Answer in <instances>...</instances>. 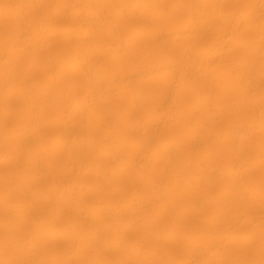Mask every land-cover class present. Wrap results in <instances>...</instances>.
I'll list each match as a JSON object with an SVG mask.
<instances>
[{
    "label": "bare ground",
    "instance_id": "1",
    "mask_svg": "<svg viewBox=\"0 0 264 264\" xmlns=\"http://www.w3.org/2000/svg\"><path fill=\"white\" fill-rule=\"evenodd\" d=\"M5 1L7 2L6 6H4L3 8L0 7V20H4V19L12 16L14 18V22H11V23H13V24L15 23L17 25L16 27H18V28L14 31H12L13 28L10 29L11 31L8 28H7L8 29L7 31L6 30L3 31L2 28L3 27L5 28V25L9 24L10 21L8 23H4L5 25L3 27L1 26L2 28L0 31H2L1 34H3V36H2L3 39H0V61H2L1 59H3L5 56L7 58L8 54H11L13 56L12 60L14 61V63H15V61L21 59V57L25 56L26 54H30L32 52H35V53L37 52V53L41 54L44 51V47H47L46 45H48L49 41L55 35L53 29L51 28L52 26L49 25L50 21L48 22V20H54V19L56 20L58 17L60 18V15H62L61 17H63V14H70V17L72 16L73 17L72 19L74 20V22L72 24H74L75 28H77V29H75L72 25V26L68 27L67 29H65L61 33L62 37L65 38L67 41H69L71 44L70 53L72 54V58L69 60L65 59L67 65H68V68H69V72L71 74L72 73L75 74V72L76 73L80 72L81 76H82V78H80L81 80H79V82L77 84L69 86L70 91H71L72 95L77 96L75 94H76L77 90H79V88L85 89L84 96L75 100L74 102H72V105L71 104L70 105H71V107H73V109H75L78 112H81L86 108H89L92 110V116L90 117L91 119L88 120L89 124H88V127H86L87 128L86 129L82 125H84V123H86L87 119L84 118L82 116V114L76 113L75 115L67 116V115L63 114L62 112L59 113V115H57L58 117H55V118H57L56 119V123H57L56 126L59 129V133H58V135L56 134L57 136H55V138L53 137L54 139H52L53 141L50 142L51 143L50 146H51V153H56V154L59 153L62 156L69 159L70 165L67 167L71 166L72 169L73 168L76 169L77 167L82 168L84 174L91 176V177H94L97 180V188L96 189L99 192V194L101 195V199L98 200L97 203L95 202L94 205L88 207V210L90 211L89 212L90 216H85L84 214H82V212H80L81 211L80 208L79 209L75 208L76 212H78L77 215L79 214L78 215L79 219L76 217L78 220L74 222L73 227L79 226V225H81L83 223H87L89 221V222H91L90 225H92V228L89 232H87V234L85 235L81 244L79 246H75V247H78V249L73 247V246H70V248L66 252L63 253V260H70L76 264H79L83 260V254L82 253H81L82 255L80 254V248L81 247H91V250L93 249V254L92 253H91L92 255L89 254L91 259L97 263L108 264L109 260L106 259L107 257H106L105 253H107L108 248L110 246H112V243L114 242L113 240H116L114 238H116V237L118 238L120 236L123 237L122 234H124V233L126 234L128 232L133 231V229L136 228L137 224L140 223V221L138 222V220H137V218L139 216L136 217L138 211L140 209H142L143 207H146V206L152 207V205H154L153 204L154 202L157 205V202L159 204L160 202L161 203L164 201L166 202L167 200L172 199L174 197L176 198V196L179 195V194L176 195L177 191H179V192L190 191L193 193V197L191 196L192 198H191L190 205L188 203L189 200L186 201L189 205L188 210H192L194 212H196V211L197 212H204L206 209H209V207H211V209L213 208V213H211L212 215H211L210 219H208V220H201L200 219L201 221H199V222H201V223L198 222V224L200 225L201 228L195 227V225H194V226H191L189 228V230L186 234H184V235L178 234L176 236L170 237V239H172L173 241L175 239L177 240L179 237H182L184 239V244H185L184 246H185L186 251H187L185 259L181 260V261H177V262H175V264H229V262L232 260V255H233L230 253L231 244L233 242L237 241V242H240L241 244L249 243V242L251 243L252 240H254V242H256V239H252L253 237L251 236V234H249V232L247 234L236 235L232 232H228V233L223 232V231H221L222 229L217 230L214 227H216V225H218V223L221 220L223 222V218L226 215H228V214L230 215V211H228L227 209L221 208V205H223V204H221L223 202L222 200L225 197L232 195L231 194L232 189L236 186L238 188L237 184L239 183V181L246 178V176H244L245 173L242 174L241 172L238 171V169L240 166L242 167V165H247V164L250 165L248 160L246 159V157L243 154L244 153L243 151L245 150V142L244 141L247 140V138H248L247 134H249V132H252V133H256L257 135L258 134L264 135V115H262L260 113L258 114L256 112L258 109L264 108V105L263 104L261 105L259 103V100H258V97L262 93H264V91H263L264 87L262 90L257 89V87H256V85H257L256 82L264 76V66L261 69H257V67H259L260 65L261 66L264 65L261 63H260V65L258 64V60L264 55V0H245L243 2V7H236V8H232V6H231V8H229V7H227V5L230 2H235V1L238 2L239 0H174L173 3L170 5V7H168V9H165L166 10L165 12H162V10H160V8H161L160 5H162L161 3L164 0H95V1H99V3H98L99 5L96 3V6L95 5L90 6L89 3L88 4L86 3L87 5H89V6H86L85 0H72L73 2H71V4H66L65 2H63L65 0H62V2L58 1L59 4H56L57 2H55L56 6L54 8L52 7L53 9L49 12V14L47 13L48 14V16L46 18L47 20H44V19L41 21L39 20L38 22L33 24L34 29H31V27L26 25L31 30H33V32L30 29H28L30 31H27L25 29L23 30L22 26H23V24H25L26 22L29 21L28 20V18H29V12L28 11H35L36 10V12H37V9L41 8V6L43 4H45V2L43 0H5ZM68 1H70V0H68ZM68 1H67V3H68ZM166 5L167 4H165V6ZM233 6H234V4H233ZM235 6H237V5H235ZM46 10L47 9H45V11ZM181 10H183L185 12V15H183V17L180 20H178V19H176V16H177L176 14ZM107 11H109V14L107 13ZM43 12H44V10H43ZM37 14H38V12H37ZM130 15L132 16V19L135 17L134 15H136V16L143 15L144 17H151L152 19H154L153 30L150 31L145 26L146 24L145 25L142 24V22H141L142 17H141V19L138 17L140 20V21H138L139 25H137L134 30L132 29L133 31L132 30L130 31L131 33L129 34V36L127 38L119 39L120 36H119V38L117 36V34L120 33L118 31V29L121 28L124 24L125 25L127 24L126 18ZM41 16H43V15H41ZM34 17L36 18V16H34ZM69 19H71V18H69ZM11 20H13V19L11 18ZM149 20H151V19H149ZM57 21H58V19H57ZM1 22H3V21H1ZM52 22H54V21H52ZM140 22H141V24H140ZM58 24H59V22L57 23V25ZM101 24H106L108 26L107 35H105V36H107V37L109 36L111 38L110 39L111 41L109 43L108 42L104 43V41L101 42V41L96 40L99 35H97V37L95 38V35L98 32L101 33L99 31V29H100L99 26L102 27ZM70 25H71V23H70ZM125 25H124V27H125ZM164 25H166V27H167L166 32L162 31V29L165 27ZM162 26H164V27L161 28ZM53 27H55V26H53ZM66 27H67V25H66ZM57 28L60 29V26ZM60 31H58V33ZM208 32H214L215 34H213V33H212V35L210 34L211 38L208 36L209 38L207 40H205V42H203V40L201 41V38H203L202 36H204V34H206ZM1 34H0V37H1ZM249 34L253 35L252 39L249 37H246V35L249 36ZM102 36L100 39L105 38V37L102 38ZM144 36H147L150 40H152V42L153 41H156V42L157 41H160V42L165 41V42H167L168 45L171 46L170 47L171 50H172V46L182 47V50L177 54H170L171 51L169 53H163L164 51L161 52L159 50L149 51V49L148 50L145 49V50L141 51L142 49H140L139 52H137V53L134 52L135 53L134 57L138 61H142L145 59H151L152 63L150 65H139L138 64L129 70L127 69V71L120 70V68H117V67L109 68V66H107V64L103 63L104 60L106 61L105 58H108V60L109 59L110 60L111 59L119 60V58L121 57L120 53L122 52V50L126 49L131 44H134V42L138 41L142 37L144 38ZM54 39H55V37H54ZM200 41L203 42V44L199 45ZM156 44L157 43H155V45ZM64 45H66V44H64ZM158 45H163V43L162 44L158 43ZM239 49H241V50L244 49L243 54L237 55V53H239V52L242 53V51H239ZM45 52H47V51H45ZM57 53H56V55H57ZM134 53H132V54H134ZM52 54H54V51L52 52ZM42 55L44 56V54H42ZM57 56H59V55H57ZM8 57L9 58H7V59H10V56H8ZM29 57H31V54L29 55ZM39 57H40V55H39ZM32 58L36 59L37 56L35 58L34 57H32ZM103 58H104V60H102ZM129 58H130V55H129ZM4 60H6V59H3V62H4ZM12 60H10V61H12ZM32 60H30V61H32ZM215 60H228V61H230L231 65H229L225 68L223 67L222 69H218L215 66H213L215 63ZM261 60H260V62H261ZM38 61H39V59H38ZM40 61H42V59ZM61 61L62 60H60V62ZM131 61H132V58H131ZM213 61H214V63L212 66L215 68L208 67L206 69H201L202 66H204V65L208 66L209 64H212L211 62H213ZM7 62H8V60H7ZM7 62H4V63H7ZM20 62H21V60H20ZM148 62H149V60H148ZM217 62H216V64H217ZM113 63L115 64L116 62H113ZM262 63H263V60H262ZM36 64H37L36 62H30L29 66H28L29 67L28 70H33V69H35L36 66H38V68H39V65H36ZM44 64L45 65H44L43 69L45 68L48 70V72H51L53 70L54 64H56V63L54 60H49V61L44 62ZM114 64H113V66H114ZM257 64H258V66H257ZM10 65H11V63H10ZM10 65L0 68V83L3 85V87H5V89L0 90V96H2V95L5 96L4 94H9V96H10V93H12L15 89H17V88L22 89V87H19L20 85L19 86L14 85L15 87L10 86V84H11V83H9V81L11 80L10 78L13 76V74L15 72L10 67ZM56 65H59L58 62ZM109 65H111V64H109ZM225 65H227V64H225ZM130 66H132V65H130ZM15 67H16V64H15ZM20 67H21V65H20ZM18 68H19V65L17 67V70H18ZM61 69L62 68H60V70ZM20 70H22V68ZM56 71L59 72L58 68ZM33 72H35V71H33ZM55 72L53 73V75H55ZM64 72H66V71H64ZM216 72L223 73L224 75H227L228 78L226 80H221V81L217 82V85L215 84L214 87H216L217 89H220V90H223L221 88H224V87L235 88V91L237 90V92L241 94L242 101H241L240 106H245L246 109L250 110V114L248 115V117L245 120H242V121L241 120H235L229 127L224 129L221 132V134L216 132V131H213V130H208V128L210 126H212L214 122H216L217 120H220L218 118H219V116H221L224 113V110H222V109H215L214 110L213 109V104L218 102V100H217L214 103V100L216 99L215 98L216 96L214 97L215 88H210L206 85H203L204 83H202L204 80L208 79L209 77H211ZM46 73H47V71H46ZM25 75L27 76V74H25ZM53 75L50 76V74H49L50 77H48L49 79H48L47 84L48 85L54 84V86H56V84H61V80H59V78H56ZM62 75H64V74H62ZM19 76L22 77V75H18V77ZM221 78H222V76H221ZM14 79H15V77H14ZM210 79H208V80H210ZM21 80L22 79L19 80V78H18V81L21 82ZM146 80H151L153 82L158 83L157 85H159V87L158 86L157 87H158L159 91L155 94L145 93L141 84ZM217 80H218V78H217ZM18 81H16L14 84H20V82H18ZM25 81H28V80L25 79ZM214 81H216V80L214 79ZM22 82H24V81H22ZM200 82L202 83V85H200ZM263 82H264V80H263ZM28 83H29V81H28ZM64 83H65V81H64ZM210 83L212 85V82H210ZM150 84H152V83L150 82ZM26 85H27V83H26ZM29 86L31 87V83L29 84ZM29 86H27V87H29ZM27 87H26V91L22 92V97L25 99L28 97L27 94H28L29 90L27 91ZM45 87H47V86H45ZM50 87H52V86H50ZM42 88H43V90H40V91H42L43 96L46 99V102H48L49 97H50L49 95L51 93L47 89L49 87H47V88L42 87ZM147 88H149V87H147ZM174 89H178V90L181 89L184 91V93H186V95L190 94L191 101L189 100V103H188L187 98H185L184 95L177 96V94H176L177 97L175 99H173V97H171V101H170L169 100L170 94L173 92ZM224 89H226V88H224ZM178 90H176V91H178ZM17 91H19V90H17ZM16 93L17 92L15 91V94ZM112 93L113 94H119V95L124 94L123 96L126 98V101H128V103H129L128 106L130 109L142 107L147 103V101L150 102L152 99L156 100V105L153 106L152 108L150 106L151 110L148 111L149 113L145 117H143L141 119H139L140 118L139 117L138 118L139 120L135 119L137 121L134 120V121H132V123H127L126 126H129L128 127L129 129L133 128L136 130H140L141 128H145L146 130L147 129L150 130V128L154 129L153 127L164 126L166 124V122L167 123L170 122V121H168L170 119L172 120L171 122L175 125L187 126L186 124H192L193 118H195L196 116H199L202 113L207 117V120L205 122H203L202 124H195L193 127L191 126L192 127L191 129L186 128L181 133H180V131H181L180 130L178 132L180 134H178V135L176 134L177 136L172 135V137H168V138H166V140L164 139V141L162 143L160 142L161 144L158 147L156 146L157 148H154L152 145L153 143L152 144L150 143V139L152 137L150 136L149 133L146 132V134L143 137H141L137 140L133 139L134 141H131L130 143L128 142V146H127L128 154L127 155L125 154V155H126V157H129L130 160H126L124 155H121L118 152H116L115 147L113 148L109 144L111 147H109V148L106 147V149H104L103 151H100L96 155V160L93 159L96 161L95 163H93V164L90 163L91 165L88 166L89 165V162H88V165L86 166V165H84V163L87 162V161H85V159L87 158V152L90 149L93 150V147L96 144V138H97V136H96L97 130L96 129L98 127H100V125H103L102 124L103 122H105L106 120H107V122H108V120L110 121L111 119H109V118L118 114L117 112H114L115 111L113 109L114 107L111 108L114 111H109V109H107L108 110L107 111V110H104L102 107H101L102 109H100L99 107H96L101 102H103L107 97L109 98L108 95L109 94L112 95ZM221 93H223V92H221ZM233 93L235 95V92H233ZM15 94H12V96L13 95L15 96ZM69 95H71V94H69ZM168 95H169V97H168ZM239 95H237V96H239ZM17 96H18V94H17ZM31 96H33V95H31ZM173 96H174V94H173ZM19 97H20V95H19ZM41 98L43 99V97H41ZM70 98L69 99L68 98H63V99L60 98L61 101L59 102L58 107L65 109V106H66V109H67V107H68L67 105L69 104ZM219 98H221V97L219 96ZM6 99H8V98H6ZM27 99H29V98H27ZM105 102H103V105ZM2 103H4V101ZM26 104L28 105L27 108H29V110L35 109L33 104H28V103H26ZM8 106H3V104L0 105V121L2 120L1 119L2 115H3L2 117H4V116L6 117V116L12 115L14 113V110ZM109 106H111V105H109ZM128 106H127V108H128ZM222 106H224V105H222ZM38 107H40V106L38 105ZM91 107H93V108L96 107V109L94 110ZM177 107L182 108V112L185 113L186 118H185V116H184V118H181V119L175 118V115H174L175 110L174 109H176ZM225 107H224V109H225ZM232 107L234 108V106H232ZM238 108H239V106H238ZM238 108H235V110H237ZM68 109H70V108H68ZM73 109H71V110H73ZM117 109H119V108L117 107ZM36 110H37V108H36ZM40 110L42 112V109H40ZM177 111H179V110H177ZM261 111H259V112H261ZM37 112L39 113L40 111H37ZM67 112L72 113V111L71 112L67 111ZM73 112H74V110H73ZM89 112L91 113V111H89ZM119 112H121V111L119 110ZM26 113L29 114L28 111ZM30 113H31V111H30ZM72 114H74V113H72ZM120 114L121 113H119V115ZM122 115H126V113H123ZM128 115H129V113H128ZM87 116H88V114H87ZM39 117H41V116H39ZM55 118H54V120H55ZM114 118L115 117H112V120H114ZM116 118H117V116H116ZM127 118H126V120H127ZM23 119H24L23 121L25 124L23 122L22 123L24 125L21 124L20 127H18V128L15 127L14 130H10L9 132H7V133H10V135H11V133H13V134H16V136H17V140H16L17 142L15 143V146L13 145L14 149H12V148L11 149L16 154H18V156L21 155V153L19 155V152H22L25 150V148H26V146L24 148V144L26 142L25 140L27 139L28 136L31 135V132H33L32 130H29V128L27 127L28 124L30 126L31 124H33L32 122L38 121V120H36L37 118L35 115H28V116L24 117ZM200 119H202V118H200ZM41 121H42V119H41ZM128 122H130V120ZM6 123H8V122H6ZM50 123H51V121H50ZM113 123L114 122H112V123L109 122L106 129L104 128L105 132L103 133L102 139L105 141V143H106V141L110 135H113L114 132L118 133L119 129ZM0 124H2V123H0ZM34 126H36V125H34ZM53 126H55V125H53ZM105 126H106V124H105ZM213 126H215V124ZM9 127H11V126L9 125ZM49 127H51V126H49ZM57 127L55 129H57ZM40 128H41V126H40ZM101 128H102V126H101ZM158 129H160V128H158ZM142 131H144V129ZM37 134H39V133H37ZM97 134L100 135L99 132ZM138 136L139 135H137V137ZM11 137H10V139H11ZM13 137H15V136H13ZM219 137H220L219 140H221V138H222V145L221 144L220 145L223 146L224 150L226 148V152H227V156H228V165L227 166H225V165L224 166L223 165L212 166V164H210L209 161L211 159H213V157L216 156L218 153L217 150H216V152H217L216 153L215 151H212L213 148H211L210 150L207 149L206 151L202 150L203 153H202V155H200L201 158L199 159L197 167H195V168L192 167V164L188 163V162H187L188 164L185 163L186 165L178 167L181 171H184L185 173L189 172L190 175L185 176V177L184 176L180 177L181 174L180 175L177 174L176 163H177V156L180 155L178 153L180 150H183L185 148L186 149L187 148L192 149L201 140H204V139L205 140H211L213 138L218 139ZM126 138H128V137H126ZM126 138L122 137L120 139V137H119V139H120V141H118L119 147L125 146V144H126L125 139ZM186 138H189L191 140V144L189 146L186 144ZM261 138H262V136H261ZM33 139L34 138H32L31 140H33ZM97 139H99V138H97ZM6 140L9 141L8 138ZM31 140H29V141H31ZM262 140H264V139H262ZM212 141L214 142L215 140H212ZM108 142H110V140L107 141V143ZM10 144H12V142ZM28 144L30 146L29 142H28ZM210 144L211 143H209V145ZM106 146H107V144H106ZM114 146H117V145H114ZM221 146H219V147H221ZM39 147H41V146H39ZM103 147H102V149H103ZM30 148H32V147L30 146ZM208 148H209V146H208ZM28 149H29V147H28ZM119 149L121 150V148H119ZM40 150H42V149L40 148ZM34 151H36V150H34ZM254 151L258 154L257 160L255 161V162H257L256 164L261 165V166L264 165V141L257 143L254 146ZM1 152H3V151H1ZM4 153H6V155L8 154V152H5V150H4L3 154ZM10 153H12V151ZM32 153H34L33 150H32ZM51 153H50V156L48 158H51V160H53L55 155L51 154ZM180 153H182V152L180 151ZM13 154H11L12 157L13 158L16 157V155H13ZM24 154H26V153H24ZM90 154H93V153H90ZM220 154H221V152H220ZM224 154H225V152H224ZM6 155H4V156L6 157ZM11 155H10V157H11ZM37 155H38V153H37ZM42 155H43V153L40 154V156H42ZM88 155H89V152H88ZM246 155H247V153H246ZM26 156L28 158V155H26ZM139 156H143V157L140 159ZM5 157H0V165L12 164L13 158H12V160H9L6 158L7 159L6 160ZM20 157H22V156H20ZM43 157H45V155ZM22 158H21V160H25L24 157H22ZM39 159L41 160V158H39ZM181 159H179V160H181ZM29 161L30 162L25 163V164H27V168H26L27 170L26 171H23V172L20 171L22 173L17 172L18 174H17L16 178L14 177V179L6 181V183L8 185H10V184L12 185L13 183L16 185V180L22 182V184H20L21 185L20 190H21V193H23L25 200L28 202L27 207H22V206L18 205L17 202H16V204L9 203L10 201L7 203H2L3 204L2 206L0 204V208L2 209V207H3L7 213L6 214L7 215V217H6L7 221L5 220L6 223H4L1 226V227H3L1 229V231L3 233L2 234L3 239H2L1 244L10 247L13 250V253L9 257L8 261L13 262L15 264H17V263L21 264V261L23 260L22 258L24 256L30 257V256L34 255L33 257H36L35 254L37 253V251H39L40 246L42 248V245L46 239H48L50 237L51 238L52 237L57 238V237L65 236L62 232L50 230L49 233H46V235L43 238L41 237L42 239L40 238V234H39V237L37 238V240L36 239L34 240L31 238L32 242H28L26 237L23 235V233H21V230L23 229V227H27V226H25V224H26L25 222H26V220H28L26 218V216L29 217V215H30V213H29V215H27L28 212H30V209H32L33 207H35V205H38V204H41L42 205L41 207H43L44 204L46 205L48 202H50V197H51L49 194H41L40 192H38L34 188V186H33V189L30 187V182H33V179H34V175H33L34 172L33 171L39 172L43 168V166L46 164L42 165L41 163L37 162L36 160H33V161L29 160ZM88 161H90V160H88ZM115 161L119 162L120 164L114 168H107L103 164L104 162H106V164H107V162H111V163L115 164L114 163ZM190 161H192V160H190ZM195 161H197V160H195ZM46 162H48V161L46 160ZM16 163H17V161H16ZM22 163L20 161L19 164L24 165V163L23 164ZM13 164L15 165L14 162H13ZM116 165H117V163H116ZM215 165H217V163ZM248 165L246 167H248ZM18 166H20V165H18ZM262 167H264V166H262ZM75 169H74V172H75ZM107 169L110 171L109 174H111L112 177L125 175L127 173H130V171L136 169L139 180H140V178L142 179L144 174H147L149 172H152V174L157 175L159 179L158 180L156 179L157 181L155 180V182L154 183L152 182V184L150 183L151 184V186H150L151 187V193L150 194H146L147 192L143 193V192L137 190L140 193L137 192L136 194H130V195L128 194L129 197L128 196L127 197L129 198V200L125 202V200L121 199L122 195H124V194L126 195V193L124 192L125 189L123 188V184H121L120 182L117 184H111L112 181L110 180L111 183H109L107 185V183H108L107 176H106V174L108 172ZM42 170H44V169H42ZM46 170H47V168L44 171H46ZM180 170H178V171H180ZM221 170H223L226 173L225 175H227V177H229L231 179V180H229V181H231V184L229 183L230 186L228 188H226L225 190H223L219 193H212V192L211 193L210 192L199 193V192H197L200 190V187L211 185L213 183V181L215 180V178L217 177V175L219 174V171H221ZM241 171H242V169H241ZM72 172H73V170H72ZM76 172H79V170ZM41 176H45V175H41ZM60 178H62V177H60ZM3 180L4 179L2 178V181ZM38 181H40V180H38ZM44 182L47 183L48 181H44ZM44 182H42V183H44ZM44 185H47V184H44ZM64 185H65V183H64ZM5 186H6V184H5ZM16 186H18V185H16ZM60 187H62V186L60 185ZM103 187H106V188H103ZM0 188H1V186H0ZM48 188H50V187H47V189ZM80 188L81 187H79V189ZM38 189H40V188H38ZM47 189H46V191H47ZM82 189H83V187H82ZM85 189L86 188L81 190L82 193H84ZM250 189H252V188H250ZM55 190H57V189L55 188ZM58 190H57V192H58ZM72 190L73 189L71 188V191ZM126 190H127V188H126ZM9 191H10V189H9ZM46 191H44V192H46ZM61 191H59V194ZM257 191H258L257 188L253 189L254 193H256ZM3 192L4 191H0V202H3V200H2L3 194H4ZM49 192H51V191H49ZM53 192H51V193L53 194ZM66 192H68V190ZM66 192H64V193H66ZM74 192L76 194V191H74ZM79 192H80V190H79ZM98 192H97V194H98ZM260 192H261V190H260ZM59 194H57V195H59ZM67 194H65V196ZM77 194L79 195V193H77ZM80 194H81V192H80ZM108 194L115 196V198H112V199L110 198L111 200H108L107 198H105V197H107L106 195H108ZM23 195H22V198H23ZM54 195H55V193H54ZM4 197H6L5 194H4ZM81 197H83L82 194H81ZM253 197H254V195H253ZM55 198L58 199V196ZM7 199L8 198H6V201H7ZM239 199L240 198H238V200ZM9 200H11V199H9ZM51 200H53V198ZM58 200H60V198ZM234 200H236V199H234ZM262 200H264V196H263ZM11 201H13V200H11ZM26 201H25V203H26ZM64 201H63V203H64ZM13 202H15V201H13ZM20 202H21V200H19V203ZM237 202H239V201H237ZM22 203H24V201L21 202V204ZM52 204H56V202L52 203ZM234 204H235V202H234ZM24 205L25 204H23V206ZM58 205H59V203H57V206ZM231 205H233V204H231ZM48 206L50 208L49 204H48ZM233 206H235V205H233ZM238 206H239V203H238ZM37 207L38 206H36V208ZM243 207H244V205H243ZM43 209H46V208L43 207ZM164 209H165V207H160V212L164 211ZM232 209H236V208H232ZM147 210H149V209H146L144 211L146 212ZM152 210H154V209H152ZM61 212H62V210H61ZM74 213H75V211H74ZM142 213H144V212H142ZM232 213H234V212H232ZM236 213L239 214V212H236ZM75 215H76V213H75ZM86 215H87V213H86ZM258 215H260L259 212H258ZM55 216H57V215L55 214ZM179 216H180V214H179ZM200 217H202V216H200ZM10 218L12 221H13V219L16 220L15 218L19 219L18 220L19 223L16 226L15 225L13 226V224H11ZM230 218H232V217H230ZM235 219L233 220L234 222L235 221L239 222V219H240V221L248 222L251 225L256 224V225H258V227H260L259 224H257V221L259 219L256 217V212L254 214L250 211H247V212L243 213V215H241L239 218H237L238 220L237 219L235 220ZM241 219H243V220H241ZM52 220H54V219H52ZM55 220H57V219L55 218ZM180 220H182V219H180ZM189 220H191V219H189ZM261 220H263V219H261ZM193 221H194V218H193ZM229 221H230V219H229ZM13 222H15V221H13ZM146 222L148 223V221H146ZM152 222H154V221H152ZM193 223H195V222H193ZM224 223H225V221H224ZM239 223H241V222H239ZM239 223H238V225H239ZM87 224L89 225V223H87ZM141 224H139V225H141ZM260 224H263V223L260 222ZM246 225H248V224H246ZM187 226L189 227L190 225L187 224ZM233 226H234V224H233ZM207 227H210V228L212 227V228H214V230L207 232V230H208V229H206ZM224 227H226V226H224ZM263 227H264V225H263ZM40 228L41 227H39V229ZM210 228H209V230H210ZM230 228H232V227H230ZM25 229H27V228H25ZM39 229L37 228V230H39ZM137 229H139V227L136 228V231H137ZM231 230H233V229H230L229 231H231ZM262 230H264V228ZM236 231H238V230H236ZM161 232L162 231H160V233ZM36 233H37V231H36ZM162 233H164V236H165L166 231H164ZM24 234H25V232H24ZM74 234L75 233H73L72 236L69 238L70 240H72L75 237ZM125 234H124V236H126ZM255 234H257V233H255ZM25 235H27V234H25ZM31 237H33V236L31 235ZM34 237H36L35 234H34ZM66 238H68V236H66ZM168 238H169V236H168ZM120 239H117L116 242H119L117 244H120ZM145 239H144V241H145ZM74 240H75L74 242L78 241L77 239H74ZM166 240H167V238H166ZM66 241H68V240H66ZM148 241H149V238H148ZM68 242H70V241H68ZM70 244L72 245L73 243H70ZM137 244L138 245H136L134 247V249L132 250L133 253H131V254H134L136 256L137 255L140 256V254H142V251H141L140 246H139L140 244L139 243H137ZM75 245H77V244H75ZM43 246L47 247V244L43 245ZM68 246H69V244H68ZM49 247H51V246H49ZM144 247H145V245H144ZM45 250L46 249L44 248V251ZM50 250H51V248H50ZM149 256H151V255L149 254ZM33 257H31V259ZM142 257H145V256H142ZM142 257H141V259H142ZM154 257H156V256H154ZM154 257H153V259H154ZM166 257H170L168 251L167 252H161L159 257H157V258H161V259L164 258V260H166L167 259ZM40 258H42V257H40ZM123 258L125 259V257H123ZM116 259H118V257ZM24 260L26 261V259H24ZM24 260H23V262H24ZM36 260L38 261L40 259L38 258ZM127 260L130 262L129 259H127ZM233 260H234V257H233ZM2 261H3V258H2V255L0 254V264ZM37 261H36V263H37ZM117 261L118 262L116 264H119L120 258ZM121 261H123V259ZM115 262L112 261V263H115ZM145 262H146V260H145ZM38 263L40 264V262H38ZM59 263L62 264V262H59ZM170 263H172V262H170ZM25 264H27V263H25ZM132 264H133V261H132ZM257 264H264V257L262 258V260L261 259L258 260Z\"/></svg>",
    "mask_w": 264,
    "mask_h": 264
},
{
    "label": "rangeland",
    "instance_id": "2",
    "mask_svg": "<svg viewBox=\"0 0 264 264\" xmlns=\"http://www.w3.org/2000/svg\"><path fill=\"white\" fill-rule=\"evenodd\" d=\"M44 2H45V4H43L42 6H41V8H38L37 9V12H38V14H37V12H36V10L35 11H28L29 12V18H28V22H26L25 24H23V26L25 27H23L22 26V29L24 30H27V31H30L31 29H34V25L33 24H35L36 22H38L39 20L41 21V20H47L46 18H47V16H48V14H49V12L56 6V4H59V2H62V0H43ZM59 1V2H58ZM67 1L68 0H65V1H63V2H65L66 4H71V2H73L72 0H70V1H68V3H67ZM87 1V2H86ZM91 1V2H90ZM168 1V2H167ZM164 0L161 4L162 5H160V10H162V12H165L166 10L165 9H168V7H170V5L173 3V1L174 0ZM172 1V2H171ZM245 0H239L238 2L237 1H235V2H230L228 5H227V7H229V8H231V6H232V8H236V7H243V2H244ZM49 4H48V3ZM55 2H57L56 4H55ZM95 2V3H94ZM237 2V3H236ZM241 2V3H240ZM88 4L89 3V5L90 6H93V5H95L96 6V3L98 4L99 3V1H95V0H85V4ZM91 3V4H90ZM93 3V4H92ZM169 3V4H168ZM236 3V4H235ZM6 4H7V2L5 1V0H0V7L1 8H3L4 6H6ZM47 4V5H46ZM51 4V5H50ZM86 4V6H89V5H87ZM165 4H167L166 6H165ZM231 4V5H230ZM233 4H234V6H233ZM241 4V5H240ZM99 5V4H98ZM97 5V6H98ZM235 5H237V6H235ZM49 6V7H48ZM53 7V8H52ZM44 8V9H43ZM50 8V9H49ZM45 9H47L46 11H45ZM43 10H44V12H43ZM164 10V11H163ZM48 11V12H47ZM36 13V14H35ZM41 13V14H40ZM48 13V14H47ZM107 13L109 14V11H107ZM184 13V14H183ZM41 15H43V16H41ZM65 15V16H64ZM177 16H176V19H178V20H180L182 17H183V15H185V12L183 11V10H181V11H179L177 14H176ZM33 16V17H32ZM34 16H36V18L34 17ZM62 15H60V18L58 17L57 19H58V21H57V19L55 20H48V22H49V25L50 26H52L51 28L53 29V31H54V34L56 35H54L53 36V38L49 41V43H48V45H46L47 47H44V51L41 53V54H39V53H35V52H32V53H30L31 54V57H29V55L30 54H26L25 56H22L21 57V59H19V60H17V61H15V63H14V61L12 60V55L11 54H8L7 55V58H9L8 56H10V59H7L6 58V56L3 58V59H6V60H4V62H7V60H8V64L7 63H4L3 62V59H1L2 61H0V68H2V67H4V66H9L10 65V63H11V65H10V67L13 69V71H15L14 72V74H13V76L9 79L10 81H9V83H11L10 84V86L11 87H15L16 85H20L19 87H22V89H20V88H17V89H15L12 93H10V96H9V94H4L5 96H0V105H2L3 104V106H8V107H10L11 109H13L14 110V113L12 114V115H9V116H4V117H2L1 116V121H0V123H2V124H0V157H5L4 155H6V153H4L3 154V152H4V150H5V152H8V154L6 155V157H5V159L7 158V159H9V160H12V155L11 154H13V155H16V157L18 158H16V157H14L13 158V162L15 163V165L13 164V162H12V164H5V165H0L1 167H0V186H1V188H0V191H4L3 193L5 194V196L6 197H4V194H3V198H2V200H3V202H0V204H1V206L3 205L2 203H7V202H9V203H13V204H16V202H17V204L18 205H20V206H22V207H27V204H28V202L25 200V198H24V195H23V193H21V190H20V187H21V185L20 184H22V182H20V181H18V180H16V185H18V186H16L14 183V185L12 184H10V185H8L7 183H6V181H8V180H11V179H14V177L16 178L17 177V174L20 172V171H26L27 169V164H25V163H28V162H30L29 160H31V161H33V160H36L37 162H39V163H41L42 165L43 164H46V165H44L43 166V168L42 169H46L47 168V170L46 171H44V170H38L39 172H37V171H33L34 173H33V175H34V179H33V182H30V187L33 189V186H34V188L38 191V192H40L41 194H49L52 198H53V200H51L52 198L50 197V202H48L46 205L44 204V206L43 207H45L46 209H43V207H41L42 205L41 204H38V205H35V207H33L32 209H30V212H28V214L27 215H29V213H30V215H29V217H27L26 216V218L28 219V220H26V224H25V226H27V227H23V229L21 230V233H23V235L26 237V239H27V241L28 242H32V239H36L37 240V238L39 237V234H40V238L42 237H44L45 235H46V233H49V231L50 230H54V231H59V232H62L65 236H62V237H50V238H48V239H46L45 241H44V243H43V245H46L47 244V247H44L43 245H42V248H41V246H40V248H39V251H37V253L35 254L36 255V257H33V256H24L22 259L24 260V259H26V261L24 260V262H23V260L21 261V264H25V263H27V264H39L38 262H40V264H60L59 262H62V264H76V263H74V262H72V261H70V260H63V253L64 252H66L69 248H70V246H73V247H75V246H79L80 244H81V242L83 241V239H84V237H85V235L87 234V232H89L90 230H91V228H92V225H90L91 224V222H87V223H89V225L87 224V223H83V224H81V225H79V226H76V227H73L74 226V222L75 221H77L79 218H78V215H77V213L78 212H76V209H79L80 208V212H82V214H84L85 216H90V214H89V210H88V207H90V206H92V205H94L95 204V202L97 203L98 202V200H100L101 199V195L99 194V192L97 191V180L94 178V177H91V176H88V175H86V174H84L83 173V169L82 168H79V167H77L76 169L75 168H73L72 169V167L70 166V167H67V166H69L70 165V161H69V159L68 158H66V157H64V156H62L61 154H56V153H51V143L50 142H52L53 140L52 139H54L55 138V136H57L58 135V133H59V129H58V127L56 126V119L57 118H55V117H58L57 115H59V113H63V114H65V115H67V116H72V115H75L76 113H80V114H82V116L84 117V118H86L87 120H86V123H84V125H82V126H84L85 128L86 127H88V120H90L91 118V116H92V110L91 109H89V108H86V109H84L83 111H81V112H78V111H76L75 109H73V107H71V105H72V102H74L75 100H77V99H79L80 97H83L84 96V92H85V89H83V88H79V90H77V92H76V94L75 95H77V96H74V95H72V93H71V91H70V88H69V86L70 85H74V84H77L78 82H79V80H81L80 78H82V76H81V73L80 72H78V73H76L75 72V74L74 73H70L69 72V68H68V65H67V63H66V61H65V59L66 60H69V59H71L72 58V54L70 53V48H71V44H70V42L69 41H67L65 38H63L62 37V35H61V33L65 30V29H67L68 27H70V26H72L73 25V27L75 28V25L74 24H72L73 22H74V20L72 19L73 17L71 16L70 17V14H63V17H61ZM69 16V17H68ZM135 16V17H134ZM133 17V19H132V16L130 15V16H128L127 18H126V25H125V27H124V25L121 27V28H119L118 29V31L120 32V33H118L117 34V36H118V38H119V36H120V38L119 39H124V38H127L128 36H129V34L131 33L130 31L133 29H135V27L137 26V25H139V22L138 21H140L139 20V18L141 19V17H142V19H141V22H142V24H146L145 26L151 31V30H153V22H154V19H152L151 17H144L143 15H139V16H136V15H134ZM13 19V20H11V18ZM10 17H8V18H6V19H4V20H0V30H1V28L5 25L4 23H8L9 21V24H6L5 25V28L3 27L2 28V30L3 31H7L8 29L10 30L11 28H13L12 29V31H14V30H16L18 27H16L17 25L14 23H11V22H14V18L12 17V16H10ZM38 17V18H37ZM130 17V18H129ZM139 17V18H138ZM40 18V19H39ZM69 18H71V19H69ZM149 19H151V20H149ZM147 20V21H146ZM1 21H3V22H1ZM31 21V22H30ZM35 21V22H34ZM52 21H54V22H52ZM33 22V23H32ZM52 22V23H51ZM59 22V24L57 25V23ZM141 22H140V24H141ZM146 22V23H145ZM2 23V24H1ZM70 23H71V25H70ZM13 24V25H12ZM31 24V25H30ZM55 24V25H54ZM69 24V25H68ZM26 25H28L29 27H31V29L29 28V27H27ZM33 25V26H32ZM66 25H67V27H66ZM102 25V27H100L99 26V31L101 32V33H97L96 35H95V38L97 37V35H99L98 37H97V39L96 40H98V41H101V42H103L104 41V43H109L111 40V38L108 36H105V35H107V30H108V26L106 25V24H101ZM2 26V27H1ZM15 26V27H14ZM53 26H55V27H53ZM60 26V29L59 28H57V27H59ZM165 26V27H164ZM164 26H162L161 28H163L162 29V31H164V32H166L167 31V27H166V25H164ZM62 27V28H61ZM107 27V28H106ZM8 28V29H7ZM104 28V29H103ZM123 28V29H122ZM28 29H30V30H28ZM75 29H77V28H75ZM61 30V31H60ZM104 30V31H103ZM132 30V31H133ZM11 31V30H10ZM32 32H33V30H31ZM58 31H60L59 33H58ZM106 31V32H105ZM1 32L2 31H0V34H1ZM212 33L213 34H215L214 32H208V33H206V34H204V36H202L203 38H201V41L203 40V42H205V40H207L209 37L211 38V35H212ZM211 34V35H210ZM58 35V36H57ZM103 35V36H102ZM3 34H1V37H0V39H3ZM60 36V37H59ZM101 36H102V38L103 37H107L106 39L105 38H103V39H100L101 38ZM209 36V37H208ZM54 37H55V39H54ZM206 37V38H205ZM213 37V36H212ZM246 37H249V38H251L252 39V37H253V35L252 34H249V36H247L246 35ZM205 38V39H204ZM100 39V40H99ZM108 39V40H107ZM200 41V43H199V45H201V44H203V42H201ZM69 42V43H68ZM155 43H157L156 45H155ZM158 43L160 44H162L163 43V45H158ZM64 44H66V45H64ZM166 44V45H165ZM131 46V47H130ZM129 47H127L126 49H124V50H122V52L120 53V55H121V57L119 58V60H116V59H109L108 60V58H105L106 59V61L104 60V58L102 59V60H104V64H107V66H109V68H111V67H117V68H120V70H123V71H127V69L129 70V69H131V68H133L134 66H136V65H150L152 62V60L151 59H145V60H142V61H138L135 57H134V55H135V53H137V52H139V50L140 49H142L141 51H143V50H148L149 49V51H156V50H159V51H161V52H163V53H169L170 51V54H177V53H179L181 50H182V47H179V46H172V50H171V46H169L168 45V43L167 42H165V41H153L152 42V40H150L147 36H144V38L142 37L141 39H139L138 41H136V42H134V44H131ZM161 46V47H160ZM54 47V48H53ZM166 47V48H165ZM174 47V48H173ZM129 48V49H128ZM144 48V49H143ZM157 48V49H156ZM168 48V49H167ZM161 49V50H160ZM168 51H167V50ZM177 49V50H176ZM180 49V50H179ZM175 50V51H174ZM244 50V49H243ZM243 50H241V49H239V51H242V53L241 52H239V53H237V55L238 54H243ZM45 51H47V52H45ZM49 51V52H48ZM54 51V54H52V52ZM124 51V52H123ZM58 52V53H57ZM60 52V53H59ZM135 52V53H134ZM173 52V53H172ZM34 53V54H33ZM51 53V54H50ZM56 53H57V55H59V56H57L56 55ZM124 55H123V54ZM132 53H134V54H132ZM40 55V57H39V55ZM42 54H44V56L46 57H44ZM130 55V58H129V55ZM35 55V56H34ZM53 55V56H52ZM56 55V56H55ZM37 56V58L39 59V61L42 59V61H38V59L36 58V59H33L32 57H36ZM55 56V57H54ZM123 56V57H122ZM125 56V57H124ZM42 57V58H41ZM128 57V58H127ZM134 57V58H133ZM49 58V59H48ZM131 58H132V61H131ZM23 59V60H22ZM33 59V60H32ZM62 60L61 62H60V60ZM123 59V60H122ZM128 59V60H127ZM263 60V63H262V60ZM10 60H12V61H10ZM20 60H21V62H20ZM30 60H32V61H30ZM44 60V61H43ZM49 60H54L55 61V63L57 64V62H58V64L59 65H56V64H54V67H53V70L51 71V72H48V70L47 69H43V67H44V62H46V61H49ZM59 60V61H58ZM148 60H149V62H148ZM260 60H261V62H260ZM57 61V62H56ZM122 61V62H121ZM134 61V62H133ZM138 61V62H137ZM219 63H218V62ZM228 60H215V63H214V61L213 62H211L212 64H209L207 67L204 65V66H202L201 67V69H206V68H208V67H213V66H215L216 68H218V69H222L223 67L225 68V67H227V66H229V65H231V63H230V61H228ZM30 62H36L37 64L36 65H39V68H38V66H36L35 67V69H33V70H28V66H29V64H30ZM42 62V63H41ZM64 62V63H63ZM113 62H116L115 64L113 63ZM131 62V63H130ZM216 62H217V64H216ZM224 62V63H223ZM20 63V64H19ZM29 63V64H28ZM41 63V64H40ZM114 64V66H113V64ZM125 63V64H124ZM213 63H214V65H213ZM221 63V64H220ZM260 63L261 64H264V55L258 60V64L260 65ZM3 64V65H2ZM15 64H16V67H15ZM109 64H111V65H109ZM120 64V65H119ZM225 64H227V65H225ZM258 64H257V66H258ZM13 65V66H12ZM18 65H19V68H18V70H17V67H18ZM20 65H21V67H20ZM119 65V66H118ZM130 65H132V66H130ZM213 65V66H212ZM56 66V67H55ZM263 66L264 65H260L259 67H257V69H261V68H263ZM26 67V68H25ZM128 67V68H127ZM215 67H213V68H215ZM16 68V69H15ZM22 68V70H20ZM57 68H58V70H59V72L58 71H56L57 70ZM60 68H62L61 70H60ZM68 68V69H67ZM20 70V71H19ZM42 70V71H41ZM19 71V72H18ZM29 71V72H28ZM33 71H35V72H33ZM46 71H47V73H46ZM56 71V72H55ZM64 71H66V72H64ZM18 72V73H17ZM21 72V73H20ZM24 72V73H23ZM27 72V73H26ZM55 72V75H53V73ZM68 72V73H67ZM59 75H58V74ZM64 74V75H62V74ZM66 73V74H65ZM25 74H27V76L25 75ZM49 74H50V76L51 75H53V76H55L56 78H59V80H61V84H56V86H54V84H47L48 83V77H50L49 76ZM71 74V75H70ZM18 75H22V77L21 76H19L18 77ZM58 75V76H57ZM66 75V76H65ZM220 75V76H219ZM33 76V77H32ZM221 76H222V78H221ZM224 76V77H223ZM14 77H15V79H14ZM25 77V78H24ZM264 77V76H263ZM260 78L257 82H256V87H257V89H260V90H262L263 89V87H264V82H263V80H264V78ZM18 78H19V80L20 79H22L21 80V82L20 81H18ZM211 78V79H210ZM213 78V79H212ZM217 78H218V80H217ZM228 77H227V75H224L223 73H220V72H216V73H214L211 77H209L208 79H210V80H208V79H206V80H204L202 83H204L203 85H206V86H208V87H210V88H215V90H214V97L216 98L215 100H214V103L218 100V102H216L215 104H213V109L215 110V109H222V110H224V113L221 115V116H219V118L218 119H220V120H217L216 122H214L213 123V125L215 124V126H210L209 128H208V130H213V131H216V132H218V133H220L221 134V132L224 130V129H226L227 127H229L235 120H245L247 117H248V115L250 114V110H248V109H246L245 108V106H240L241 105V101H242V99H241V94L240 93H238L237 92V90L235 91V88H233V87H224V88H226V89H224V88H221V89H223V90H220V89H217L216 87H214L215 86V84L217 85V82H219V81H221V80H226ZM25 79H27L28 81H29V83H28V81H25ZM214 79L216 80V81H214ZM14 80V81H13ZM16 81H18V82H20V84H14ZM22 81H24V82H22ZM31 81V82H30ZM34 81V82H33ZM64 81H65V83H64ZM149 81V82H148ZM207 81V82H206ZM17 82V83H18ZM27 83V85H26V83ZM150 82L152 83V84H150ZM210 82H212V85H211V83ZM23 83V84H22ZM31 83V87L29 86V84ZM33 83V84H32ZM155 83V84H154ZM202 83L200 82V85H202ZM1 84V83H0ZM158 83H156V82H153V81H151V80H146V81H144L142 84H141V86H142V88H143V90H144V92L145 93H148V94H155V93H157L158 91H159V89H158V87H159V85H157ZM209 84V85H208ZM15 85V86H14ZM25 85V86H24ZM44 85V86H43ZM58 85V86H57ZM60 85V86H59ZM147 85V86H146ZM211 85V86H210ZM262 85V86H261ZM2 86V87H1ZM27 86H29V87H27ZM45 86H47V87H49V88H47V87H45ZM50 86H52V87H50ZM146 86V87H145ZM158 86V87H157ZM213 86V87H212ZM0 90L1 89H5V87H3V85L1 84L0 85ZM26 87H27V91H28V94H27V98H29V99H25V98H23L22 97V92L23 91H26ZM42 87H44V88H47L48 90H49V92H51L50 93V97H49V100H48V102H46V99H45V97L43 96V93H42V91H40V90H43V88ZM147 87H149V88H147ZM261 87V88H260ZM152 89V90H151ZM155 91H154V90ZM158 89V90H157ZM229 89V90H228ZM17 90H19V91H17ZM21 90V91H20ZM146 90V91H145ZM149 90V91H148ZM176 90H178V89H174L173 90V94H174V96H173V94L171 93L170 94V101H171V97H173V99H175L177 96H179V95H184L185 96V98H187V101H188V103H189V100L191 101V97H190V94H187L186 95V93H184V91L183 90H178V91H176ZM233 90V91H232ZM15 91L17 92L16 94H15ZM263 91H264V89H263ZM221 92H223V93H221ZM232 92V93H231ZM233 92H235V95H234V93ZM27 93V92H26ZM30 93V94H29ZM32 93V94H31ZM237 93V94H236ZM12 94H15V96L13 95L12 96ZM17 94H18V96H17ZM37 94V95H36ZM40 94V95H39ZM52 94V95H51ZM69 94H71V95H69ZM176 94H177V96H176ZM219 94V95H218ZM240 94V95H239ZM8 95V96H7ZM19 95H20V97H19ZM31 95H33V96H31ZM67 95V96H66ZM124 94H113L112 93V95H108L109 96V98L107 97L103 102H105L104 103V105H103V102H101L99 105H97L96 107H99L100 109H104V110H107V109H109V111H114V112H117L118 114H116V115H114V116H112V117H115L114 118V120H112V117L111 118H109V119H111L110 121L108 120V122H107V120L105 121V122H103L102 124L103 125H100V127H98L96 130L99 132V134L100 135H98L97 133V131H96V136H97V138H99V139H97L96 138V144H95V146L93 147V150L92 149H90L88 152H89V155H88V152H87V160L85 159V161H87L86 163H84V165H88V162H89V165L88 166H90L91 164L90 163H95L96 161V155L100 152V151H103L104 149H106V147L107 148H109V147H115V151L116 152H118L119 154H121V155H124L125 156V158H126V160H130V158L129 157H126V155L128 154V150H127V146H128V142L130 143L131 141H134V140H137V139H139V138H141V137H143L145 134H146V132L147 133H149L150 134V136L152 137L151 139H150V143L153 145V147L154 148H157L163 141H164V139L166 140V138H168V137H172V135L173 136H177L178 134H180L182 131H184L186 128L187 129H191L195 124H202L203 122H205L206 120H207V117L202 113V114H200L199 116H196L195 118H193V123L192 124H186L187 126H185V125H175V124H173L171 121V119L170 120H168V121H170L169 123H167L166 122V124L164 125V126H162V127H153L154 129H152V128H150V130L149 129H145V128H141L140 130H136V129H133V128H128L129 126H126L127 125V123H132V121H134L135 119H137V120H139V119H141V118H143V117H145L149 112L148 111H150L151 110V108L153 107V106H155L156 105V100H154V99H152L150 102H148L147 101V105L145 104L144 106H142V107H139V108H129V103H128V101H126V98L123 96ZM237 95H239V96H237ZM17 96V97H16ZM69 96V97H68ZM74 98H73V97ZM113 96V97H112ZM189 96V97H188ZM219 96L221 97V98H219ZM261 96V97H260ZM259 97H258V100H259V103L262 105H264V93H262L261 95H260ZM14 97V98H13ZM41 97H43V99L41 98ZM71 97V98H70ZM77 97V98H76ZM168 97H169V95H168ZM219 99H218V98ZM2 98V99H1ZM6 98H8V99H6ZM19 98V99H18ZM63 99V98H70V101H69V104L67 105L68 107H67V109H66V106H65V109H63V108H59L58 107V105H59V102L61 101V99ZM112 98V99H111ZM115 98V99H114ZM5 99V100H4ZM21 99V100H20ZM25 99V100H24ZM60 99V100H59ZM110 99V100H109ZM172 99V100H173ZM261 99V100H260ZM4 101V103H2L3 101ZM10 100V101H9ZM23 100V101H22ZM45 100V101H44ZM222 100V101H221ZM153 101V102H152ZM221 101V102H220ZM30 102V103H29ZM239 102V103H238ZM7 105H6V104ZM10 103V104H9ZM26 103H28V104H33L34 105V107H35V109H33V110H29V108H27L28 107V105L26 104ZM128 103V104H127ZM222 103V104H221ZM37 104V105H36ZM71 104V105H70ZM111 105V106H109V105ZM153 104V105H152ZM38 105L40 106V107H38ZM102 105V106H101ZM108 105V106H107ZM115 105V106H114ZM216 105V106H215ZM218 105V106H217ZM222 105H224V106H222ZM239 106V108H238V106ZM127 106H128V108H127ZM148 106V107H147ZM150 106H151V108H150ZM221 106V107H220ZM227 108H226V107ZM232 106H234V108L232 107ZM13 107V108H12ZM96 107H91V108H93L94 110L96 109ZM102 107V108H101ZM114 107V108H113ZM117 107L119 108V109H117ZM145 107V108H144ZM224 107H225V109H224ZM26 108V109H25ZM36 108H37V110H36ZM39 108V109H38ZM59 108V109H58ZM68 108H70V109H68ZM111 108H113V109H111ZM117 110H116V109ZM231 108V109H230ZM235 108H238L237 110H235ZM40 109H42V112H41V110ZM71 109H73L74 110V112H73V110H71ZM127 109V110H126ZM130 111H129V110ZM229 111H228V110ZM62 110V111H61ZM119 110L121 111V112H119ZM132 110V111H131ZM175 111H174V115H175V118L176 119H181V118H184V116H185V118H186V115H185V113H183L182 112V108L181 107H177L176 109H174ZM177 110H179V111H177ZM262 110V111H261ZM28 111V113L29 114H27L26 112ZM30 111H31V113H30ZM37 111H40L39 113L37 112ZM67 111H72V113H74V114H72V113H69V112H67ZM89 111H91V113L89 112ZM108 111V110H107ZM129 111V112H128ZM259 111H261V112H259ZM83 112V113H82ZM86 112V113H85ZM89 112V113H88ZM258 114L260 113V114H262V115H264V108L262 109V108H260V109H258L257 111H256ZM69 113V114H68ZM119 113H121L120 115H119ZM123 113H126V115H122ZM128 113H129V115H128ZM87 114H88V116H87ZM28 115H35L36 116V120H38V121H35V122H32L33 124H31L30 126H29V124H28V128H29V130H32L33 132H31V137L30 136H28L27 137V139L25 140L26 142H25V144H24V148H25V146H26V148H25V150L24 151H22V152H19V155H20V153H21V155L20 156H22V157H24V159L25 160H21V158L22 157H20V156H18V154H16L12 149H14V146H15V143L17 142L16 140H17V136H16V134H13V133H11V135H10V133H7V132H9L10 130H14V128L16 127V128H18V127H20L21 126V124L22 125H24L25 123H24V117H26V116H28ZM86 115V116H85ZM180 115V116H179ZM203 115V116H202ZM225 115V116H224ZM39 116H41V117H39ZM116 116H117V118H116ZM123 116V117H122ZM126 116V117H125ZM88 117V118H87ZM128 117V118H127ZM140 117V118H139ZM223 117V118H222ZM54 118H55V120H54ZM126 118H127V120H126ZM139 118V119H138ZM200 118H202V119H200ZM238 118V119H237ZM41 119H42V121H41ZM119 119V120H118ZM132 119V120H131ZM196 121H195V120ZM198 119V120H197ZM234 119V120H233ZM130 120V122H128ZM137 120H135V121H137ZM204 120V121H203ZM50 121H51V123H50ZM114 122L113 124H115L117 127H118V133H113V135H110L109 137H108V139H107V141H109L110 140V142H108L107 143V141H106V143H105V141L102 139V136H103V133L105 132V129H106V127L108 126V124H109V122L110 123H112V122ZM127 121V122H126ZM6 122H8V123H6ZM24 124H23V123ZM40 122V123H39ZM47 122V123H46ZM229 122V123H228ZM54 123V124H53ZM117 123V124H116ZM172 123V124H171ZM47 124V125H46ZM52 124V125H51ZM105 124H106V126H105ZM9 125L11 126V127H9ZM34 125H36V126H34ZM53 125H55V126H53ZM40 126H41V128H40ZM46 126V127H45ZM49 126H51V127H49ZM101 126H102V128H101ZM123 126V127H122ZM168 126V127H167ZM185 126V127H184ZM192 126V127H191ZM8 127V128H7ZM49 127V128H48ZM57 127V129H55ZM128 129H127V128ZM170 127V128H169ZM173 127V128H172ZM12 128V129H11ZM36 128V129H35ZM38 128V129H37ZM105 128V129H104ZM121 128V129H120ZM157 128V129H156ZM158 128H160V129H158ZM164 128V129H163ZM183 128V129H182ZM6 129V130H5ZM40 129V130H39ZM87 129V128H86ZM100 129V130H99ZM132 129V130H131ZM144 129V131H142ZM35 130V131H34ZM121 130V131H120ZM128 130V131H127ZM134 130V131H133ZM158 130V131H157ZM181 130V131H180ZM4 131V132H3ZM58 131V132H57ZM150 131V132H149ZM180 131V133H178ZM57 132V133H56ZM117 132V131H116ZM126 132V133H125ZM129 132V133H128ZM134 132V133H133ZM138 132V133H137ZM153 132V133H152ZM2 133V134H1ZM6 133V134H5ZM37 133H39V134H37ZM122 133V134H121ZM35 134V135H34ZM57 134V135H56ZM139 135L138 137H137V135ZM177 134V135H176ZM256 133H252V132H249V134H247L248 135V138H247V140H245L244 142H245V150L243 151L244 153V156L246 157V159L248 160V162H249V164L250 165H248V167H246L247 165H242V167L240 166L239 167V169H238V171L239 172H241L242 174H244V176H246V178H244V179H242L241 181H239V183L237 184L238 185V188H237V186L236 187H234L233 189H232V191H231V194L232 195H230V196H228V197H225L222 201V203L221 204H223V205H221V208H223V209H227L228 211H230V215L228 214V215H226L224 218H223V222H222V220L218 223V225H216V227H214L215 229H217V230H220V229H222L221 231H223V232H232V233H234V234H236V235H242V234H247L248 232H249V234H251V236L253 237L252 239H256V242H254V240H252L251 241V243L249 242V243H244V244H241L240 242H237V241H235V242H233L232 244H231V250H230V253L231 254H233L232 255V260L229 262V264H253L254 262V264H257V262H258V260H262V258L264 257V230H262L264 227H263V225H264V200H262V198H263V196H264V167H262V166H264V165H258V164H256L257 162H255L256 160H257V157H258V154L254 151V146L257 144V143H259V142H262V141H264V140H262V139H264V135H260V134H256ZM2 135V136H1ZM34 135V136H33ZM123 135V136H122ZM250 135V136H249ZM260 135V136H259ZM12 136V137H11ZM13 136H15V137H13ZM128 137V138H126L125 140V142H126V144H125V146H121V147H119L118 145H119V143H118V141H120V139L122 138V137ZM135 136V137H134ZM259 136V137H258ZM261 136H262V138H261ZM10 137H11V139H10ZM54 137V138H53ZM119 137H120V139H119ZM134 137V138H133ZM157 137V138H156ZM258 137V138H257ZM8 138V140L10 141H7L6 139ZM32 138H34L33 140H31ZM101 139V140H100ZM134 139V140H133ZM163 139V140H162ZM220 139V137L218 138V139H216V138H213V139H211V140H201V141H199V143L194 147V148H192V149H190V148H185V149H183V150H180L182 153H180V151L178 152L179 154V156H177V163H176V170H177V174L178 175H180L181 174V176L180 177H182V176H188V175H190L189 174V172L187 173H185L184 171H181L178 167L179 166H184V165H186L185 163H191L192 164V167H197V165H198V162H199V159L201 158L200 157V155H202V153H203V151H206L207 149L208 150H210L211 148H213V150L212 151H215L216 152V150L218 151V153H217V155L216 156H214L213 157V159H211L209 162H210V164H212V166H218V165H225V166H227L228 165V156H227V152H226V148H225V150H224V148H223V146H221L222 145V138H221V140H219ZM249 139V140H248ZM260 139V140H259ZM12 140V141H11ZM29 140H31V141H29ZM100 140V141H99ZM128 140V141H127ZM157 140V141H156ZM189 142H188V141ZM212 140H215L214 142L212 141ZM155 141V142H154ZM159 141V142H158ZM209 141V142H208ZM252 141V142H251ZM12 142V144H10ZM28 142L30 143V146L32 147V148H30V146H29V144H28ZM99 142V143H98ZM102 142V143H101ZM161 142V143H160ZM188 142V143H187ZM206 142V143H205ZM208 142V143H207ZM216 142V143H215ZM5 143V144H4ZM117 143V144H116ZM209 143H211L210 145H209ZM106 144H107V146H106ZM111 146H110V145ZM186 144L189 146L190 144H191V140L189 139V138H186ZM221 144V145H220ZM5 145V146H4ZM12 145V146H11ZM14 145V146H13ZM114 145H117L119 148H121V150L117 147V146H114ZM155 145V146H154ZM249 145V146H248ZM35 146V147H34ZM39 146H41V147H39ZM104 146V147H103ZM157 146V147H156ZM203 146V147H202ZM208 146H209V148H208ZM219 146H221V147H219ZM4 147V148H3ZM28 147H29V149H28ZM39 147V148H38ZM102 147H103V149H102ZM202 147V148H201ZM12 148V149H11ZM40 148L42 149V150H40ZM125 148V149H124ZM221 148V149H220ZM3 149V150H2ZM38 149V150H37ZM102 149V150H101ZM190 149V150H189ZM198 149V150H197ZM220 149V150H219ZM7 150V151H6ZM9 150V151H8ZM32 150H33V152L34 153H32ZM34 150H36V151H34ZM195 150V151H194ZM203 150V151H202ZM1 151H3V152H1ZM12 151V153H10ZM28 151V152H27ZM43 151V152H42ZM91 151V152H90ZM96 151V152H95ZM98 151V152H97ZM190 151V152H189ZM201 151V152H200ZM247 151V152H246ZM250 151V152H249ZM38 153V155H37V153ZM124 152V153H123ZM193 152V153H192ZM220 152H221V154H220ZM224 152H225V154H224ZM10 153V154H9ZM24 153H26V154H24ZM43 153V155L42 156H40V154H42ZM50 153L51 154H54L55 155V157L53 158V160H51V158H48L49 156H50ZM90 153H93V154H90ZM246 153H247V155H246ZM126 154V155H125ZM250 154V155H249ZM255 154V155H254ZM10 155H11V157H10ZM26 155H28V158H27V156ZM32 155V156H31ZM36 155V156H35ZM45 155V157H43ZM30 156V157H29ZM94 156V157H93ZM181 156V157H180ZM194 158H193V157ZM140 157V159L143 157V156H139ZM138 157V158H139ZM187 157V158H186ZM199 157V158H198ZM227 157V158H226ZM253 157V158H252ZM27 158V159H26ZM39 158H41V160L39 159ZM66 158V159H65ZM181 159V160H179V159ZM216 158V159H215ZM6 159V160H7ZM16 159V160H15ZM23 159V158H22ZM93 159H95V160H93ZM250 159V160H249ZM15 160V161H14ZM21 161V163L23 162L24 163V165H21V164H19L20 163V161ZM46 160L48 161V162H46ZM51 160V161H50ZM88 160H90V161H88ZM92 160V161H91ZM190 160H192V161H190ZM195 160H197V161H195ZM16 161H17V163H16ZM41 161V162H40ZM68 162V163H67ZM121 162V161H120ZM22 163V164H23ZM109 163V164H108ZM115 164H113V163H111V162H107V164H106V162H104L103 164H104V166L105 167H107V168H114V167H117L120 163L119 162H117V161H115L114 162ZM116 163H117V165H116ZM187 163V164H188ZM214 163V164H213ZM217 163V165H215ZM225 163V164H224ZM252 163V164H251ZM254 163V164H253ZM50 164V165H49ZM256 164V165H255ZM18 165H20V166H18ZM3 166V167H2ZM7 166V167H6ZM10 166V167H9ZM14 166V167H13ZM246 168H245V167ZM21 168V169H20ZM23 168V169H22ZM25 168V169H24ZM74 169H75V172H74ZM81 169V170H80ZM241 169H242V171H241ZM72 170H73V172H72ZM79 170V172H76V171H78ZM108 170V169H107ZM178 170H180V171H178ZM81 171V172H80ZM18 172V173H17ZM22 172H20V173H22ZM183 172V173H182ZM42 173V174H41ZM45 173V174H44ZM80 173V174H79ZM110 173V171L108 170V172H107V174H106V176H107V180H108V183H107V185L109 184V183H111V181H112V183L111 184H117V183H121V184H123V188L126 190V188H127V190L125 191L124 190V192L126 193V195L124 194V195H122L121 196V199L122 200H125V202L126 201H128L129 200V196H128V194L130 195V194H136L138 191L137 190H139V191H141V192H143V193H146V194H150L151 193V184H152V182L154 183L155 182V180L157 179H159L158 178V176L157 175H155V174H152V172H149V173H147V174H144L143 175V177H142V179L140 178V180H139V178H138V174H137V170L135 169V170H132V171H130V173H127V174H125V175H121V176H114V177H112L111 176V174H109ZM222 173V174H221ZM224 173V174H223ZM40 174V175H39ZM77 174V175H76ZM79 174V175H78ZM226 173L223 171V170H221V171H219V176L217 175V177L215 178V182L213 181V185L211 184V185H209V186H202V187H200V190L199 191H197V192H199V193H204V192H206V193H208V192H212V193H219V192H221V191H223V190H225L226 188H228L229 186H230V184H231V181H229V180H231L229 177H227V175H225ZM41 175H45V176H41ZM48 175V176H47ZM84 176V177H83ZM111 176V177H110ZM156 176V177H155ZM39 179H38V178ZM48 177V178H47ZM60 177H62V178H60ZM77 177V178H76ZM119 177V178H118ZM2 178L4 179L3 181H2ZM37 178V179H36ZM60 178V179H59ZM113 178V179H112ZM248 178V179H247ZM6 179V180H5ZM49 179V180H48ZM59 179V180H58ZM63 179V180H62ZM137 179V180H136ZM38 180H40V181H38ZM111 180V181H110ZM156 180V181H157ZM244 180V181H243ZM35 181V182H34ZM44 181H48L47 183H45ZM42 182H44V183H42ZM67 182V183H66ZM96 182V183H95ZM62 183V184H61ZM64 183H65V185H64ZM151 183V184H150ZM230 183V184H229ZM5 184H6V186H5ZM32 184V185H31ZM35 184V185H34ZM38 184V185H37ZM44 184H47V185H44ZM69 186H68V185ZM59 185V186H58ZM60 185L62 186V187H60ZM3 186V187H2ZM40 186V187H39ZM46 186V187H45ZM125 186V187H124ZM8 187V188H7ZM18 187V188H17ZM47 187H50V188H48L47 189ZM58 190V192H57V190H55V188ZM67 187V188H66ZM69 187V188H68ZM77 189H76V188ZM79 187H81L80 189H79ZM82 187H83V189L84 188H86L85 190H84V193H82V191L81 190H83L82 189ZM150 187V188H149ZM205 189H204V188ZM38 188H40V189H38ZM54 188V189H53ZM62 188V189H61ZM71 188L73 189L72 191H71ZM75 188V189H74ZM103 188H106V187H103ZM209 188V189H208ZM223 188V189H222ZM250 188H252V189H250ZM254 188H257V192L256 193H254L253 192V189ZM9 189H10V191H9ZM34 189V190H35ZM46 189H47V191H46ZM66 189V190H65ZM203 189V190H202ZM207 189V190H206ZM246 189V190H245ZM8 192H7V191ZM20 190V191H19ZM43 190V191H42ZM62 190V191H61ZM68 190V192H66ZM79 190H80V192H81V194H82V196L83 197H81V194H80V192H79ZM87 190V191H86ZM150 190V191H149ZM206 190V191H205ZM218 190V191H217ZM260 190H261V192H260ZM19 193H18V192ZM44 191H46V192H44ZM49 191H51V192H53V194L51 193V192H49ZM59 191H61L60 192V194H59ZM74 191H76V194H75V192ZM96 191V192H95ZM174 191V190H173ZM201 191V192H200ZM57 192V193H56ZM64 192H66V193H64ZM88 194H87V193ZM97 192H98V194H97ZM10 195H9V194ZM51 193V194H50ZM54 193H55V195H54ZM63 193V194H62ZM69 195H68V194ZM71 193V194H70ZM77 193H79V195L77 194ZM138 193H140V192H138ZM254 193V194H253ZM7 194V195H6ZM19 194V195H18ZM57 194H59V195H57ZM65 194H67L66 196H65ZM179 194V195H178ZM257 194V195H256ZM22 195H23V198H22ZM176 195H178V196H176V198L174 197V198H172V199H169V200H167L166 202L164 201V202H160L159 204H158V202H157V205H156V203L154 202L153 204L154 205H152V207L150 206V207H143L142 209H140L139 211H138V213H137V216L136 217H138L137 218V220H138V222L140 221V223H138L137 224V226H136V228L137 227H139V229H137V231H136V228L135 229H133V231H131V232H128V233H124L126 236H124V234H122L123 235V237H116V238H114V239H116V240H113L114 242L112 243V246H110L109 248H108V250H107V253H105L106 254V259L107 260H109L108 262V264H116L118 261L117 260H119V258H120V262H119V264H122L123 262V264H132V261H133V264H175V262H177V261H181V260H184L185 259V257H186V254H187V251H186V248H185V244H184V239L182 238V237H179L177 240L175 239L174 241L172 240V239H170V237L171 236H176V235H178V234H181V235H184V234H186L187 232H188V230H189V228L191 227V226H194L195 225V227H198V228H201L200 227V225L198 224V222L199 221H201V220H208V219H210V217H211V213H213V208L211 209V207H209V209H206L204 212H194V211H192V210H188V208H189V205H190V202H191V198L193 197V193L192 192H190V191H181V192H179V191H177L176 192ZM190 195V196H189ZM234 195V196H233ZM236 195V196H235ZM253 195H254V197H253ZM58 196V199L60 198V200H58L57 198H55V197H57ZM69 198H68V197ZM107 197H105V198H107L108 200H111L112 198H115V196H113V195H106ZM110 196V197H109ZM112 196V197H111ZM128 196V197H127ZM187 196V197H186ZM192 196V197H191ZM179 197V198H178ZM189 197V198H188ZM230 197V198H229ZM252 197V198H251ZM257 197V198H256ZM260 197V198H259ZM6 198H8L7 199V201H6ZM99 198V199H98ZM111 198V199H110ZM238 198H240L239 200H238ZM251 198V199H250ZM9 199H11V200H13V201H15V202H13V201H11V200H9ZM62 199V200H61ZM127 199V200H126ZM175 199V200H174ZM234 199H236V200H234ZM19 200H21V202H23L24 201V203H22L21 204V202L19 203ZM65 200V201H64ZM189 200V201H188ZM5 201V202H4ZM25 201H26V203H25ZM53 201V202H52ZM63 201H64V203H63ZM186 201H188V203H189V205H188V203L186 202ZM237 201H239V202H237ZM56 202V204H52V203H55ZM234 202H235V204H234ZM256 202V203H255ZM52 205H51V204ZM57 203H59V205L57 206ZM61 203V204H60ZM63 203V204H62ZM81 203V204H80ZM238 203H239V206H238ZM247 203V204H246ZM251 203V204H250ZM255 203V204H254ZM262 203V204H261ZM23 204H25L24 206H23ZM48 204L50 205V208H49V206H48ZM80 204V205H79ZM231 204H233V205H235V206H233V205H231ZM249 204V205H248ZM54 205V206H53ZM56 205V206H55ZM188 205V206H187ZM243 205H244V207H243ZM254 205V206H253ZM36 206H38L37 208H36ZM79 206V207H78ZM154 206V207H153ZM156 206V207H155ZM158 206V207H157ZM224 206V207H223ZM260 206V207H259ZM40 207V208H39ZM160 207H165V209H164V211H161L160 212ZM246 207V208H245ZM256 207V208H255ZM35 208V209H34ZM76 208V209H75ZM85 208V209H84ZM187 208V209H186ZM232 208H236V209H232ZM239 208V209H238ZM242 208V209H241ZM244 208V209H243ZM254 208V209H253ZM260 208V209H259ZM262 208V209H261ZM34 209V210H33ZM83 209V210H82ZM146 209H149V210H147L146 212L144 211V210H146ZM151 209V210H150ZM152 209H154V210H152ZM186 209V210H185ZM241 209V210H240ZM61 210H62V212H61ZM143 210V211H142ZM74 211H75V213H76V215H75V213H74ZM192 211V212H191ZM243 211V212H242ZM247 211H250V212H252V213H254L255 214V212H256V217L259 219L258 221H257V224H259V226L260 227H258V225H256V224H250V223H248V222H245V221H240V219H239V222H241V223H239V222H234L233 220L236 218H239L241 215H243V213H245V212H247ZM57 212V213H56ZM142 212H144V213H142ZM165 212V213H164ZM232 212H234V213H232ZM236 212H239V214L238 213H236ZM258 212H259V214L260 215H258ZM86 213H87V215H86ZM182 213V214H181ZM187 213V214H186ZM203 213V214H202ZM206 213V214H205ZM7 213H6V210L2 207V209L0 208V254L2 255V258H3V261L1 262V264H15V263H13V262H10V261H8V259H9V257L12 255V253H13V250L10 248V247H8V246H6V245H2L1 244V242H2V239H3V233H2V231H1V229L3 228V227H1L4 223H6V221H7V219H6V217H7V215H6ZM55 214L57 215V216H55ZM140 214V215H139ZM146 214V215H145ZM149 214V215H148ZM179 214H180V216H179ZM208 214V215H207ZM232 214V215H231ZM54 215V216H53ZM144 215V216H143ZM152 215V216H151ZM185 215V216H184ZM188 215V216H187ZM205 215V216H204ZM141 216V217H140ZM147 216V217H146ZM174 216V217H173ZM200 216H202V217H200ZM232 217V218H230V217ZM78 219H77V218ZM185 217V218H184ZM190 217V218H189ZM235 217V218H234ZM260 217V218H259ZM14 218V217H13ZM12 218V219H13ZM55 218L57 219V220H55ZM143 218V219H142ZM191 219V220H189V219ZM193 218H194V221H193ZM16 220H14L13 219V221H15V222H13L12 220H11V218H10V221H11V224H13V226L15 225H17L18 223H19V219H17V218H15ZM52 219H54V220H52ZM145 219V220H144ZM180 219H182V220H180ZM186 219V220H185ZM201 219V220H200ZM229 219H230V221H229ZM235 219V220H236ZM261 219H263V220H261ZM6 220V221H5ZM127 220V219H126ZM196 220V221H195ZM238 220V219H237ZM241 220H243V219H241ZM146 221H148V223L146 222ZM152 221H154V222H152ZM224 221H225V223H224ZM262 222L263 224H260V222ZM192 222V223H191ZM193 222H195V223H193ZM259 222V223H258ZM15 223V224H14ZM142 223V224H141ZM145 223V224H144ZM150 223V224H149ZM190 223V224H189ZM199 223H201V222H199ZM238 223H239V225H238ZM248 224V225H246V224ZM139 224H141V225H139ZM187 224L188 225H190L189 227L187 226ZM192 224V225H191ZM222 224V225H221ZM233 224H234V226H233ZM197 225V226H196ZM41 227L40 229H39V227ZM141 226V227H140ZM224 226H226V227H224ZM257 226V227H256ZM221 227V228H220ZM230 227H232V228H230ZM25 228H27V229H25ZM37 228L39 229V230H37ZM166 228V229H165ZM209 228L210 227H207L206 229H208L207 230V232L209 231H212V230H214V228H210V230H209ZM262 228V229H261ZM26 231H25V230ZM164 229V230H163ZM230 229H233V230H231V231H229ZM238 230V231H236V230ZM47 230V231H46ZM228 230V231H227ZM235 230V231H234ZM35 231V232H34ZM36 231H37V233H36ZM160 231H162V232H164V231H166V233H165V236H164V233H160ZM24 232H25V234H27V235H25L24 234ZM168 232V233H167ZM34 237V234H35V236L36 237H31V235ZM73 233H75L74 234V238L72 239V240H70L69 238L72 236V234ZM130 233V234H129ZM253 233V234H252ZM255 233H257V234H255ZM43 234V235H42ZM161 234V235H160ZM29 235V236H28ZM42 235V236H41ZM169 236V238H168V236ZM66 236H68V238H66ZM258 236V237H257ZM83 237V238H82ZM32 238V239H31ZM39 238V239H40ZM41 238V239H42ZM121 238V239H120ZM146 238V239H145ZM148 238H149V241H148ZM166 238H167V240H166ZM40 239V240H41ZM64 239V240H63ZM74 239H77L76 241L77 242H74L75 240ZM117 239H120V244H117V243H119V242H116L117 241ZM144 239H145V241H144ZM33 240V241H34ZM66 240H68V241H70V242H68V241H66ZM141 242H140V241ZM143 241V242H142ZM116 242V243H115ZM70 243H73L72 245L70 244ZM77 244V245H75V244ZM137 243H139L140 245V249H141V251H142V254H140V256H136V255H134V254H131V253H133L132 252V250L134 249V247L136 246V245H138ZM254 243V244H253ZM256 243V244H255ZM68 244H69V246H68ZM145 245V247H144V245ZM241 244V245H240ZM49 246H51V247H49ZM143 247V248H142ZM44 248L46 249L45 251H44ZM49 248V249H48ZM50 248H51V250H50ZM75 248H77L78 249V247H75ZM166 249V250H165ZM43 253H42V252ZM140 251V252H141ZM168 251V253H169V256L170 257H166L165 259L166 260H164V258L163 259H161V258H157V257H159V255L161 254V252H167ZM42 255H41V254ZM83 254V260L79 263V264H102V263H97V262H95L94 260H92L91 259V257H90V255H92L93 254V249L91 250V247H81L80 248V254ZM92 253V254H91ZM81 254V255H82ZM90 254V255H89ZM149 254L151 255V256H149ZM40 255V256H39ZM129 255V256H128ZM153 255V256H152ZM122 256V257H121ZM142 256H145V257H142ZM154 256H156V257H154ZM31 257H33L32 259H31ZM41 260H36V259H38V258ZM40 257H42V258H40ZM118 257V259H116ZM123 257H125V259L123 258ZM137 257V258H136ZM141 257H142V259H141ZM152 257V258H151ZM153 257H154V259H153ZM233 257H234V260H233ZM262 257V258H261ZM28 258V259H27ZM123 259V261H121L122 259ZM127 259H129L130 260V262L127 260ZM141 259V260H140ZM149 259V260H148ZM153 259V260H152ZM159 259V260H158ZM29 260V261H28ZM33 260V261H32ZM127 260V261H126ZM145 260H146V262H145ZM148 260V261H147ZM164 260V261H163ZM36 261H37V263H36ZM112 261L113 262H115V263H112ZM127 263H126V262ZM143 262V263H142ZM145 262V263H144ZM165 262V263H164ZM170 262H172V263H170ZM17 264H20V263H17Z\"/></svg>",
    "mask_w": 264,
    "mask_h": 264
}]
</instances>
